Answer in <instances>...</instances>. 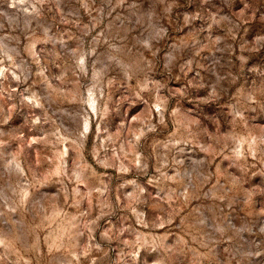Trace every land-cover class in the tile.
<instances>
[{
	"label": "rangeland",
	"instance_id": "rangeland-1",
	"mask_svg": "<svg viewBox=\"0 0 264 264\" xmlns=\"http://www.w3.org/2000/svg\"><path fill=\"white\" fill-rule=\"evenodd\" d=\"M0 264H264V0H0Z\"/></svg>",
	"mask_w": 264,
	"mask_h": 264
}]
</instances>
